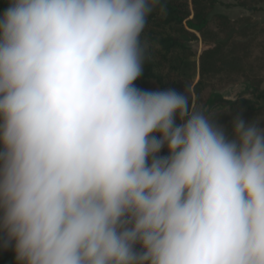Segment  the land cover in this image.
Wrapping results in <instances>:
<instances>
[{
  "label": "clouds",
  "instance_id": "obj_1",
  "mask_svg": "<svg viewBox=\"0 0 264 264\" xmlns=\"http://www.w3.org/2000/svg\"><path fill=\"white\" fill-rule=\"evenodd\" d=\"M153 13L162 0H9L0 16L16 264H264V117L229 132L188 92L135 87Z\"/></svg>",
  "mask_w": 264,
  "mask_h": 264
},
{
  "label": "trees",
  "instance_id": "obj_2",
  "mask_svg": "<svg viewBox=\"0 0 264 264\" xmlns=\"http://www.w3.org/2000/svg\"><path fill=\"white\" fill-rule=\"evenodd\" d=\"M250 11L260 10L264 0H234ZM166 14L153 13L147 21L142 41L148 45L144 72L135 82L143 91L174 90L188 92L190 101L206 110L218 103L215 113L229 132L232 120L240 116L245 123L264 117V105L254 107L239 96L226 100L219 92L247 84L252 97L264 101V26L254 16L232 20L214 13L217 0H162ZM9 0H0V16ZM199 42L197 55L193 43ZM198 57L193 61V58ZM207 97V98H206ZM260 126L264 127V119ZM161 156H167L163 148ZM0 236V264H16L13 247H3Z\"/></svg>",
  "mask_w": 264,
  "mask_h": 264
},
{
  "label": "rangeland",
  "instance_id": "obj_3",
  "mask_svg": "<svg viewBox=\"0 0 264 264\" xmlns=\"http://www.w3.org/2000/svg\"><path fill=\"white\" fill-rule=\"evenodd\" d=\"M259 11L256 12H250L247 11L239 6H237L236 2L234 0H217V4L215 6V10L214 13L217 14H223L225 16H227L228 18L232 19V20H236L238 18H241L243 16H254V19L261 25L264 26V4L261 5ZM193 48L195 50V52L197 53V55L200 53V43L199 42H194L193 43ZM198 57L193 58V61L197 60ZM246 86H248L247 84H242V85H238V86H231L221 92H219V94L223 97L227 96L228 98L230 97H236L237 95H251V89L246 88ZM235 88L237 89L238 94L236 95L235 93H230L229 91L233 90ZM263 88V87H262ZM207 98V97H206ZM226 100H232V99H226ZM210 108V105H209ZM215 109V111H217V108H213ZM212 109V110H213Z\"/></svg>",
  "mask_w": 264,
  "mask_h": 264
},
{
  "label": "crops",
  "instance_id": "obj_4",
  "mask_svg": "<svg viewBox=\"0 0 264 264\" xmlns=\"http://www.w3.org/2000/svg\"><path fill=\"white\" fill-rule=\"evenodd\" d=\"M246 88H248V86H246ZM237 89L238 88H235L234 87V89L233 90H231V91H229L230 93H235L236 95L238 94V92H237ZM263 90H264V85H263ZM251 91V90H250ZM239 96H241V97H243V98H245V99H247L248 101H250L251 102V105H253L254 107H258V106H261V105H264V101H257V100H255L251 95H237L235 98H237V97H239ZM224 99H230V98H228L227 96H225V97H223ZM220 108V106H219V104L218 103H215L214 104V107L213 108ZM213 108H209V106L206 108V111L207 110H209V109H213Z\"/></svg>",
  "mask_w": 264,
  "mask_h": 264
}]
</instances>
